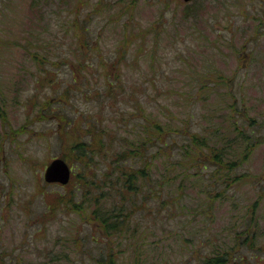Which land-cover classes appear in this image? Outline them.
<instances>
[{
	"label": "rangeland",
	"instance_id": "rangeland-1",
	"mask_svg": "<svg viewBox=\"0 0 264 264\" xmlns=\"http://www.w3.org/2000/svg\"><path fill=\"white\" fill-rule=\"evenodd\" d=\"M74 17L80 25L89 22L94 46L100 43L103 51L120 42L126 22H137L132 24L135 30L156 23L152 30L164 34L156 69H150L140 54L123 73L127 81L117 88L119 97L108 98L110 85L97 57H86L79 66L78 51L72 52L77 47ZM25 47L47 51L49 58L34 64ZM80 68L83 72L78 73ZM82 75L87 88L78 86ZM170 80L179 85L169 88ZM161 85L166 86L158 88ZM132 90L140 104L151 109L158 106L156 96L170 92L179 104L191 103L193 131L208 128L216 103L220 111L215 127L227 134L233 158L247 152V143L237 138L244 127V108L250 121L245 126L253 124L247 142L252 146L256 140L247 161L233 172L245 175L244 184L222 193L229 202L218 197L210 218L196 210V204L208 203L190 190L186 208L174 212L172 221L183 220L181 225H192L198 232L207 226L213 233L228 223L235 226L241 216H251L255 205L253 216L264 231V0H0V251L16 255L21 249L26 261L43 262L39 255L44 246L61 250L74 245V237L81 240L80 235L88 233L89 224L64 205L78 204V198H70L80 171L73 147L89 138L86 122L130 109L133 101L127 96ZM201 96L206 98L203 102L198 101ZM61 99L66 107L59 104ZM56 158L73 169L68 185L44 180L46 167ZM187 233L191 228L182 234ZM32 236L36 240L28 238ZM151 241L153 264L158 258L161 264L180 258L190 264L180 256L185 252L190 257L199 249L187 240L173 241L169 233Z\"/></svg>",
	"mask_w": 264,
	"mask_h": 264
},
{
	"label": "trees",
	"instance_id": "trees-1",
	"mask_svg": "<svg viewBox=\"0 0 264 264\" xmlns=\"http://www.w3.org/2000/svg\"><path fill=\"white\" fill-rule=\"evenodd\" d=\"M82 23L80 25L77 17L72 20L71 27L77 39V47L72 52L78 51L79 66L86 57H97L110 85L108 98L115 100L119 97L117 88L127 81L123 73L128 67L131 70L140 54L150 64V69H156L157 55L163 49L160 43L164 38L162 31L152 30L156 23L147 25L148 29L135 30L132 24L135 26L137 22H126L120 42L109 51L100 49L98 42L94 46L89 22L83 20ZM24 50L34 64L42 65L49 58L47 51L43 53L28 47ZM81 72L82 68L78 73ZM72 74L75 77L76 71ZM83 77L81 82L78 83L77 79L74 82L87 88ZM166 85L171 88L179 84L170 80ZM156 97L158 106L151 109L148 104H140L136 90H132L127 96L133 101L130 109L112 112L109 118L99 114L93 121L85 123L89 138L73 147L80 171L70 198H78V204L64 205L89 224L88 233L80 235L81 240L74 237L75 244L62 246L61 250H56L54 245L44 246L39 255L44 261L33 264H153L150 246L154 241L151 239L162 238L165 233L172 234L173 241L187 240L189 245L199 246L190 257L185 252L180 254V257H187L190 264H263L264 231L261 232L256 216H253L255 205L251 216L249 213L241 216L237 224H233L235 226L230 227L228 223V227L213 233L207 231V226L198 232L192 225H181L183 220L172 221L174 212L186 208L190 190L200 201L205 199L208 203L196 204V210L210 218L215 214L213 207L218 197L229 202L222 193L228 194L234 185L244 184L245 175H233V172L247 161L256 143L254 140L251 146L247 142L252 136L246 133L253 125L245 126L250 122L247 121V112L242 109L244 127L237 136L247 143L244 145L247 152L242 158H233L227 134H221V130L219 132L215 127L216 115L220 111L216 103H212L208 128L193 131L190 119L193 114L188 112L191 103L179 104L171 92ZM205 99L201 96L198 101ZM65 102L61 99L59 104L66 107ZM232 103L239 102L233 100ZM160 109L165 111L160 112ZM218 189L219 192L213 195ZM231 204L235 208L234 203ZM189 228L192 233L183 236L182 233ZM28 238L36 240L33 236ZM21 251L16 250V255H12L1 249L0 262L32 264L25 260ZM179 260L174 264L188 263H183L182 258ZM191 260L194 261L191 263ZM157 262L161 264L159 258Z\"/></svg>",
	"mask_w": 264,
	"mask_h": 264
},
{
	"label": "water",
	"instance_id": "water-1",
	"mask_svg": "<svg viewBox=\"0 0 264 264\" xmlns=\"http://www.w3.org/2000/svg\"><path fill=\"white\" fill-rule=\"evenodd\" d=\"M190 2L192 0H183ZM72 176V169L68 162L63 158H56L52 160L45 169L44 180L49 183H59L67 185Z\"/></svg>",
	"mask_w": 264,
	"mask_h": 264
}]
</instances>
